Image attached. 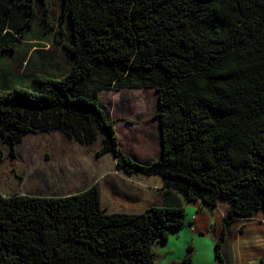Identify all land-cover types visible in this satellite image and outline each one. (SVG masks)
<instances>
[{"label":"trees","instance_id":"trees-1","mask_svg":"<svg viewBox=\"0 0 264 264\" xmlns=\"http://www.w3.org/2000/svg\"><path fill=\"white\" fill-rule=\"evenodd\" d=\"M48 11V0H0V165L27 134L85 146L101 135L95 156L159 177L162 202L107 213L99 183L0 194V264H153L156 244L192 227L189 202L227 204L214 249L224 264L227 229L264 216V0H60L57 25ZM36 28L52 53L30 43ZM139 89L157 97L160 157L147 164L120 150L100 104Z\"/></svg>","mask_w":264,"mask_h":264},{"label":"rangeland","instance_id":"rangeland-1","mask_svg":"<svg viewBox=\"0 0 264 264\" xmlns=\"http://www.w3.org/2000/svg\"><path fill=\"white\" fill-rule=\"evenodd\" d=\"M59 5L60 0H48L49 18L55 25L58 23ZM34 35L38 39H33L31 44H43L46 52H53L51 43L39 37L45 34L42 35L36 28ZM47 39L52 40L51 35H47ZM43 67L48 69L46 64ZM16 72L21 73L20 70ZM100 104L115 122L119 148L124 154L141 164L159 159L161 138L154 119L157 104L154 90L102 92ZM100 145L101 135L95 143L85 146L66 139L58 132L27 134L17 147L15 158L6 156L0 165V194L62 197L99 183L100 203L107 213L144 212L152 202L155 203L154 199L144 197L136 200L133 195H128L132 193L129 189L122 194L124 186L129 184L140 192H153L160 187L158 177H130L117 171L112 155L95 156ZM112 174L114 176H110ZM113 178L118 181L117 184ZM185 206L186 219L193 221L197 218V230L182 229L167 239L164 249L155 246L156 260L153 264H219L214 249L221 235V222L227 204L220 202L210 210L211 215L197 204L188 203ZM208 221L213 226V233L208 232ZM226 239L222 254L224 264H264L262 214L229 227Z\"/></svg>","mask_w":264,"mask_h":264},{"label":"crops","instance_id":"crops-1","mask_svg":"<svg viewBox=\"0 0 264 264\" xmlns=\"http://www.w3.org/2000/svg\"><path fill=\"white\" fill-rule=\"evenodd\" d=\"M110 176H114L113 174L112 175H110ZM109 176V177H110ZM131 177V176H130ZM104 180H106V178L104 177L103 178ZM114 179V182H115V184H117V180H115V178H113ZM159 179V182H160V187H157V188H155L154 190L156 191H153V192H140L139 191V189L137 188V187H135V186H132V185H129V184H127V186H124V189H123V193L122 194H124V191L125 190H127V189H129L130 191H132V193L131 194H128V195H130V196H132L133 195V197L136 199V200H138L139 198L140 199H143L144 197H148L149 199H154V201H155V203H151V205H149V207L150 206H155V205H160L161 204V202H162V194H163V183H162V180L158 177L157 178V180ZM123 184V182L122 183H120L119 185H122ZM114 186V185H113ZM118 190V189H117ZM155 192V193H154ZM189 203H193V204H197V205H199V207L200 208H202V209H204L205 207H203L199 202H189ZM186 204H188V203H185L184 204V208L186 207L185 205ZM148 208V207H147ZM146 208V209H147ZM145 209V210H146ZM208 210V209H207ZM209 212V215H211L210 214V210H208ZM259 214V213H258ZM255 216V215H254ZM264 217V216H263ZM253 218V217H252ZM196 221H197V218H194V220L192 221L193 222V225H192V227H188V228H191V229H193L194 231H196L197 229H196V225H197V223H196ZM210 221H211V218H210ZM210 221H208V223H207V227H209V233H211V228L213 227L212 225H211V222ZM222 223V222H221ZM195 224V225H194ZM233 226V225H232ZM188 228H184V229H188ZM229 229V228H228ZM227 229V230H228ZM180 231V230H179ZM178 231V232H179ZM178 232H176V234L178 233ZM214 231H212V233H213ZM234 236L232 235V238H233ZM231 238V239H232ZM216 240V239H215ZM227 240V239H226ZM166 245V241L165 242H163V243H159V244H156L155 246H157V247H160V246H162L163 247V249H164V246ZM224 245H225V243H224ZM224 247V246H223ZM190 251V248L188 249V252Z\"/></svg>","mask_w":264,"mask_h":264}]
</instances>
